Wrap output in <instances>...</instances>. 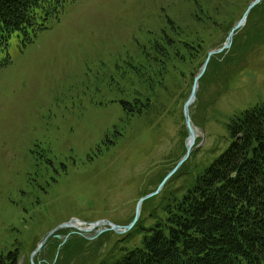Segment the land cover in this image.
I'll use <instances>...</instances> for the list:
<instances>
[{
    "label": "rangeland",
    "instance_id": "374dc122",
    "mask_svg": "<svg viewBox=\"0 0 264 264\" xmlns=\"http://www.w3.org/2000/svg\"><path fill=\"white\" fill-rule=\"evenodd\" d=\"M243 18L199 81L190 107L194 151L142 204L139 222L147 227L163 196L227 149L230 118L264 106V0H71L26 47L12 42L10 64L0 70V257L7 264H51L54 251L59 264H98L112 246H139L140 236L96 232L89 240L75 228L45 238L71 221L132 219L184 156L182 108L194 74ZM165 35L177 48L201 45L191 76H179L186 66L156 69L153 43ZM180 51L187 59L188 47ZM226 73L227 85L216 84Z\"/></svg>",
    "mask_w": 264,
    "mask_h": 264
},
{
    "label": "trees",
    "instance_id": "16d2710c",
    "mask_svg": "<svg viewBox=\"0 0 264 264\" xmlns=\"http://www.w3.org/2000/svg\"><path fill=\"white\" fill-rule=\"evenodd\" d=\"M68 1L0 0V70L10 64L12 42L22 41L26 47L59 18ZM162 40L153 43L160 50L153 58L156 69L160 63L173 74L179 65L186 66L179 76H191L189 67L197 62L201 45L180 42L177 48L166 35ZM184 46L189 49L187 59L180 51ZM228 75L216 84L226 86ZM227 131V149L193 182L163 196L147 227L138 222L127 234L131 239L140 236L139 246L128 248L120 242L98 264H264V106L234 115ZM53 253L51 264H59ZM0 264H7L2 257Z\"/></svg>",
    "mask_w": 264,
    "mask_h": 264
},
{
    "label": "water",
    "instance_id": "95a60500",
    "mask_svg": "<svg viewBox=\"0 0 264 264\" xmlns=\"http://www.w3.org/2000/svg\"><path fill=\"white\" fill-rule=\"evenodd\" d=\"M256 3V2H255ZM253 3L250 8L255 4ZM246 14V12H245ZM244 14V15H245ZM245 17V16H244ZM244 21V18L241 19L236 25L235 27H233L231 29V31L229 32L228 36H227V39H226V42L225 44L218 50H213V51H210L207 55V58L205 60V62L203 63L201 69H200V72L194 77L193 79V84H192V87H191V90H190V93H189V96L187 98V100L184 102L183 104V109H182V112H183V117H184V123H185V127L187 129V132H188V136L185 140V154L184 156L181 158V160L177 163V165L166 175V177L163 179V181L160 183V185L158 186V188L156 189L155 192L151 193V194H148L146 196H144L143 198H141L139 200V202L137 203L136 205V209H135V214H134V218L133 220L126 226H119V225H114V224H111L110 222H107V221H99V222H95V223H91V224H84V223H81L82 225L84 226H88L89 228L88 229H83V228H78V231L80 232L81 235L83 234H89L92 229H95V228H103L101 230H97V233L98 234H102L103 232H106V231H112L114 232L115 234L117 235H122V234H125L127 232H129L133 227L134 225L136 224V222L138 221L139 217H140V211H141V206L142 204L158 195V193L162 190V188L164 187V185L166 184V182L180 169L181 165L187 160V158L190 156V154L192 153L193 151V147H194V144H195V141H196V136H195V130L194 128L192 127L191 125V122H190V116H189V109L190 107L194 104V101L196 99V94H197V90H198V81L200 80V78L203 76L204 74V71L206 69V65L208 64L210 58L212 55L214 54H218V53H221L222 51L226 50L229 45H230V42H231V37H232V34L233 32L238 29L242 23ZM76 223V221H71V222H68V223H64L63 225H60L58 226L56 229L52 230L48 235L47 237L45 238V240H47L50 236H52L57 230H60V229H64V228H70V227H74L73 224ZM75 228V227H74ZM44 244V243H42Z\"/></svg>",
    "mask_w": 264,
    "mask_h": 264
},
{
    "label": "bare ground",
    "instance_id": "6f19581e",
    "mask_svg": "<svg viewBox=\"0 0 264 264\" xmlns=\"http://www.w3.org/2000/svg\"><path fill=\"white\" fill-rule=\"evenodd\" d=\"M195 136H196V130H195ZM77 227H81L79 223L76 224Z\"/></svg>",
    "mask_w": 264,
    "mask_h": 264
}]
</instances>
